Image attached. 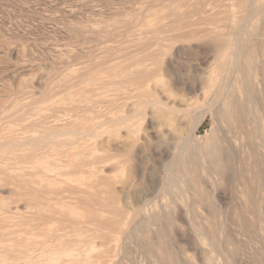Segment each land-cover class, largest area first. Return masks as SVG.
I'll return each instance as SVG.
<instances>
[{
	"label": "rangeland",
	"instance_id": "rangeland-1",
	"mask_svg": "<svg viewBox=\"0 0 264 264\" xmlns=\"http://www.w3.org/2000/svg\"><path fill=\"white\" fill-rule=\"evenodd\" d=\"M216 1L0 0V143L5 144L0 148V264H264V172L257 187L255 179L250 182L253 171L247 156L226 149L206 157L196 152L194 144L205 142L218 124L212 115L194 137H189L192 118L182 123L162 116L168 108L163 102L197 99L194 105H203L215 94V85L206 80L217 71V44L231 38L230 30L246 10V3L238 0ZM198 6H206L208 15L195 14ZM175 11L189 15L180 19ZM155 21L168 32L196 34L185 40L189 47L178 45L160 61L131 52ZM212 36L219 43L215 45ZM102 46L109 48L102 51ZM124 52L127 58H142L152 75L151 97L161 102L150 104L149 94L121 86L126 70L104 71L84 85L87 98L81 100L89 109L74 124L102 123L79 157L82 169L92 174L65 175L55 166L65 155L63 135L20 143L61 128L67 109L80 104L64 97L59 86L63 80ZM257 88L255 95L261 99L264 87ZM42 96L49 100L42 103ZM39 97L43 100L38 102ZM132 111L141 113L131 117L129 128L108 122ZM152 130L167 133L169 153L126 151L127 144L150 137ZM11 139L19 144H8ZM99 140L119 149L105 167L97 163L103 153L90 150ZM171 171L177 174L176 183L170 181ZM246 184L254 189L253 197L246 194ZM71 188L88 190L90 196L77 200ZM40 190L53 196L40 200L29 195ZM138 201L142 212H137Z\"/></svg>",
	"mask_w": 264,
	"mask_h": 264
},
{
	"label": "bare ground",
	"instance_id": "bare-ground-1",
	"mask_svg": "<svg viewBox=\"0 0 264 264\" xmlns=\"http://www.w3.org/2000/svg\"><path fill=\"white\" fill-rule=\"evenodd\" d=\"M238 1L241 3H246V10L244 11L242 17L240 18V22L237 23V26L235 28H232V30H230L231 35H232L231 38H230V36L225 37L224 43L220 44L217 41L218 39L215 36L211 37L213 39V43H215V45H216V43H219V44H217V46L221 48V50H219L217 52V60H218L217 71L216 72L214 71L215 73L210 74L206 80V81H208V80L212 81L213 84L215 85V94H214L213 98L208 100V102H205L203 105H194V103L197 101V99H195L196 101L190 100V99L189 100L182 99V101H180V103H177L178 101L174 100L172 104H170V101L169 102H163L165 105H167L168 108H166V110L165 109L163 110L164 113L162 114V116L164 119H167L169 122H171V121L172 122L173 121L181 122L182 121V123H183V120L187 119L188 117L192 118L191 119L192 125L189 129V137H192L193 135H195L196 130L203 123L206 116L208 114L212 115V118H214V120L218 124H215L216 126L211 129V134L206 138L205 142H202V143L196 142L194 144V148H195L196 152H198V154H200L201 157H203V156L206 157V155L216 154L217 151H219V153H221L220 150L226 149V151L233 152L234 154L247 156L248 157V163H249V165H251V168L253 171L252 177H250V182L252 183L253 180L255 179L254 183L256 184L257 187H259L261 174L264 172V168H263V166H264V97H261V99L257 98L255 95V92H256V88L259 87L260 84L263 85V87H264V33L261 32V30L264 29V0H238ZM205 7L204 8L202 6H201V8H199V6L196 7V9L194 10V13L195 14L201 13L204 16L208 15L209 9L205 8ZM174 15H175V17H179L180 19H183V16L189 15V14H188V12H183V11L176 12L175 11ZM254 21H256V22L260 21L258 26H254L252 24ZM157 23H158V21H155V25L153 26L152 29L143 32L144 34H143V36H141L140 42L138 44H134V49L131 50V52H137L139 54L142 53V54H144V55H141L142 57L146 56V55H151L152 57H155L156 59H159V61H160V59L162 60V58L164 56H167L169 51H173L178 45L184 44L185 46L189 47L190 44L185 43V40H187L189 38H193L194 35L196 34V33H190V31H186V30L168 32L167 30H163L162 25H158ZM172 31H174V30H172ZM141 33H139V34L141 35ZM222 38H224V37H222ZM107 39H109V38H107ZM223 46H224V48L228 47V51H224V48L222 50ZM108 48L109 47H106V46L101 47L102 51H107ZM14 50H15V48H14ZM195 50H197V49H195ZM251 50L253 51V53L250 52ZM171 53H173V52H171ZM91 55H89V56H91ZM126 55H127L126 52H124L122 55L113 57L111 59H102L99 62L93 63L87 69L79 71V73H77L75 76H72L66 80H63L59 86H61L63 88L64 97L66 96V97H68V99H71V100L72 99H78L76 101L80 102V104L78 106H75V107L69 106L70 108L67 109V111L69 113L66 114L67 118L65 119V122L62 124L61 128H59V127L50 128L41 137H39V138L31 137L25 141H22V142L20 141V143L37 144L39 139L41 140V138H44V137L45 138H50V137L52 138L56 135H63L62 136L64 138L63 144L66 147V151L63 150V152L65 151V153H64L65 155L62 156L63 158L59 161L58 164L56 163L55 166L58 168L59 167L63 168V174H65V175H74V176L81 175V176H84L86 174H92V172L86 171L85 169H82L79 157L83 153L84 143L86 142V140H88L89 137L94 136L95 131L102 125V123L101 124L97 123V124L91 125V126H87V125L82 126L80 124H74L75 118H77V116H80L81 113L84 112L85 110L89 109V108L86 109V105L82 104V100H81V99L87 98L85 95L84 85L87 82H89L90 80H92V78L97 77L98 74H100L104 71H111V70L113 71L116 69L126 70L124 76L119 79L121 86L129 85V86H131V90L136 91L137 93L142 92L144 94H149L150 97H149L148 103H150V104L161 102V100L154 98V97H151L152 94H151V91L149 90V85H150V81L152 80V75L149 73L150 71H149L148 67H146L145 64H142V58H140V56H139V58L135 57V56H132L131 58H127L128 56H126ZM123 57H125V58H123ZM212 60H214V59H212ZM82 61H84V60H82ZM176 61L173 63L175 64ZM70 63H71V61H70ZM21 67H23V66H21ZM24 68H26V66H24ZM156 75H157V73H156ZM258 75L260 77H258ZM48 80L49 79H47V80L45 79V81H48ZM37 81H38V79H37ZM35 82H36V80H35ZM32 84H35V83H32ZM163 84L164 83H162V85ZM27 85H29V84H27ZM160 87L163 88L162 86H160ZM158 88H159V86H158ZM44 89H43V94L47 93V91ZM46 89H48V88H46ZM49 89L53 90V88H50V87H49ZM50 90L48 92H50ZM257 90L259 92V88H257ZM60 91H62V89H60ZM222 91L224 92L222 98L216 99L217 96L219 95V93H221ZM261 91H262V89H261ZM53 92H54V90H53ZM58 92L56 91V94L50 96V98H53L54 96H56L58 94ZM32 93H34V92H32ZM103 93H105V92H103ZM24 94H26V93H24ZM26 95H28V94H26ZM44 97L42 96L43 99H44ZM43 99H40V97H39V99H37V101L38 100L42 101ZM120 99H122V98H120ZM47 100H49V97L48 98L45 97V101H42V103L47 102ZM38 102L35 101L34 103H38ZM67 104H69V102ZM118 104H120V103H118ZM118 104H116V105H118ZM177 104H179V105H177ZM112 105H115V104H112ZM146 107H148V106H146ZM146 107H144V108H146ZM0 108H1V106H0ZM65 109L66 108H64V110ZM92 109H91V111H92ZM103 110H105V109H103ZM119 110H121V109L119 108ZM67 111H65V112H67ZM65 112H63V113H65ZM57 113H55V114H57ZM140 113H141V111H134L132 114L130 112V114H128V115H123V114L117 115L116 114V116H113L112 118L108 119L109 120L108 122H111L113 125H116L118 127L129 128L131 117L136 116ZM66 115H64V116H66ZM42 116H44V115H42ZM81 116H83V115H81ZM0 118H1V115H0ZM0 120H2V119H0ZM3 123H5V122H3ZM104 123H105V121H104ZM1 126H2V124H1ZM109 126H111V125H109ZM11 127H13V126H11ZM115 128H117V127H115ZM35 129H37V128H35ZM37 132H40V131H37ZM5 133H7V132H5ZM14 134L17 135L16 133H14ZM90 141H89V144H90ZM3 142L6 143V141H3ZM43 142H45V141H43ZM16 143H17L16 139L15 140L14 139L8 140V144H16ZM58 143H61V142H58ZM113 143H115V142H113ZM1 144H2V142L0 143V148L4 143L2 145ZM17 144H19V143H17ZM20 145L24 146L23 144H20ZM126 147H127V149H126L127 152H132L135 148H142V149H147L151 152H154L155 154L162 156L165 153H169V148L171 147V141L167 137V133H165L163 131H159V130H152L150 137L142 139L141 142H138V140L134 139L129 144H127ZM90 150L92 152L103 153V154H100L102 156L99 157L98 161H97V163L100 165V167H105L107 162L111 161L114 158V156L117 154V152L119 151L118 148L114 147L113 145H111L108 142H105L103 140L96 141L92 145ZM201 152L203 154H201ZM53 154H50V155L54 156ZM60 154H58V155H60ZM176 155H177L176 151L171 153L172 158L175 157ZM89 156H91V155H89ZM28 158H29V160H32L34 158V156H31ZM36 158H38V157H36ZM40 158H42V157H40ZM16 159H18V158H16ZM16 159H14V160H16ZM43 159H45V158H43ZM43 159H41V160H43ZM55 159H57V158H55ZM90 160H92V159H90ZM219 160H222V156H221V159H219ZM52 161H54V160H52ZM50 164H52V163H50ZM113 164H114V162H113ZM164 167H166V166H164ZM262 168H263V171H262ZM94 173L97 174L98 170L96 172L94 171ZM170 177H171L170 178L171 182H174V183L177 182L178 177L174 171L170 172ZM42 179H43V177H42ZM246 186H247V184H246ZM249 187L246 188L245 192H246V194L249 195V197H253L254 189L251 188V190H250ZM257 190H258V188H256V191ZM70 193L76 195L75 198L77 200L88 199L90 196L89 191L85 190V189H83V190L77 189V188L72 189V190H70ZM29 195H32V199H40V200L47 199V198H49V196H53V195H51L50 192L45 191V190H40V192L37 191V193L31 192V193H29ZM247 199H248V197H247ZM255 200L258 202V198L255 197ZM136 205H137V212H142V208L139 206L140 201H138L136 203ZM48 216H50V215H48ZM85 228H87V227L85 226ZM88 228H90V227H88ZM60 229H62V228H60ZM41 236H43V235H41ZM62 237H65V236H62ZM53 240H50V241H53ZM44 241H45V239H44ZM47 251H48V249H47ZM43 260H45V259H43Z\"/></svg>",
	"mask_w": 264,
	"mask_h": 264
}]
</instances>
